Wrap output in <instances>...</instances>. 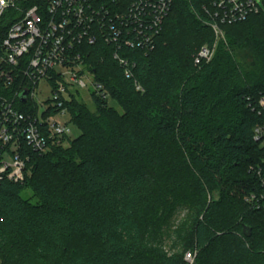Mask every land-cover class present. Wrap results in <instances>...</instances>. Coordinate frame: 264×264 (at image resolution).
<instances>
[{
  "label": "trees",
  "instance_id": "obj_1",
  "mask_svg": "<svg viewBox=\"0 0 264 264\" xmlns=\"http://www.w3.org/2000/svg\"><path fill=\"white\" fill-rule=\"evenodd\" d=\"M209 2L174 0L155 49L131 52L130 79L105 44L89 48L109 97L92 93L93 109L72 98L79 136L32 154L23 183L0 184V264H186L189 226L195 264H264L250 104L264 96V11L223 25L195 66L216 39ZM178 209L189 215L169 252Z\"/></svg>",
  "mask_w": 264,
  "mask_h": 264
},
{
  "label": "built area",
  "instance_id": "obj_2",
  "mask_svg": "<svg viewBox=\"0 0 264 264\" xmlns=\"http://www.w3.org/2000/svg\"><path fill=\"white\" fill-rule=\"evenodd\" d=\"M173 4L174 0L0 2V81L7 92L0 93V184L23 183L32 154H45L73 136L69 122L60 123L56 117L68 111V102L80 89L91 87V93L108 99L87 61L89 48L105 44L130 79L135 67L131 52L148 54L155 49ZM209 6L216 39L195 55V66L213 59L224 39L223 25L245 22L264 9L260 0H210ZM45 90H50L48 100L39 103ZM136 90L144 92L138 83ZM250 104L262 119L254 128V139L264 154V96ZM256 174L262 189L251 199L259 204L264 201V157ZM192 259L189 253L185 261Z\"/></svg>",
  "mask_w": 264,
  "mask_h": 264
},
{
  "label": "rangeland",
  "instance_id": "obj_3",
  "mask_svg": "<svg viewBox=\"0 0 264 264\" xmlns=\"http://www.w3.org/2000/svg\"><path fill=\"white\" fill-rule=\"evenodd\" d=\"M261 5L264 7V0H260ZM264 11V9H263ZM88 82V81H87ZM91 85H89L90 87ZM91 87L90 89H80L78 94H75V97L77 100H79L80 102L84 103L85 105H87L89 108L93 109L94 108V104H93V100L91 97ZM74 92V91H73ZM50 94V90H45L43 91V94L41 96H39L40 94H38L39 98V103L41 102H46L48 99V96ZM74 94V93H73ZM41 110V108H40ZM56 121L60 122V123H68L69 127L71 128V130L73 131V136L71 138H76L77 136H79L80 132L79 130L73 125L71 124V115L69 113V111L65 112L63 115H58L56 117ZM69 146L68 142H62L61 145H58L57 147H63V148H67ZM189 215V212L187 210L184 209H178V211L176 212V214L174 215L172 220H169L168 225L166 226V229H169L170 233V238L169 240H167L166 242V248L169 250V252H174L176 249L175 245L177 246V241H176V236L174 234V232H176L177 230H179L180 226L182 224H185V220H187V216ZM190 230L189 233V238L187 239V243L185 246L179 245L177 248L179 249H187L184 252V259H186V256L189 253H192L191 249L189 250V244L188 242H190V237H191V227L189 226L188 228ZM188 247V248H187ZM195 259H196V254H193V259L191 262H186V264H195Z\"/></svg>",
  "mask_w": 264,
  "mask_h": 264
},
{
  "label": "water",
  "instance_id": "obj_4",
  "mask_svg": "<svg viewBox=\"0 0 264 264\" xmlns=\"http://www.w3.org/2000/svg\"><path fill=\"white\" fill-rule=\"evenodd\" d=\"M26 96H27V93L25 92V93L23 94V96L21 97V101H22V102H26Z\"/></svg>",
  "mask_w": 264,
  "mask_h": 264
},
{
  "label": "snow or ice",
  "instance_id": "obj_5",
  "mask_svg": "<svg viewBox=\"0 0 264 264\" xmlns=\"http://www.w3.org/2000/svg\"><path fill=\"white\" fill-rule=\"evenodd\" d=\"M0 2H2V0H0Z\"/></svg>",
  "mask_w": 264,
  "mask_h": 264
}]
</instances>
